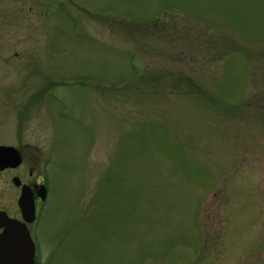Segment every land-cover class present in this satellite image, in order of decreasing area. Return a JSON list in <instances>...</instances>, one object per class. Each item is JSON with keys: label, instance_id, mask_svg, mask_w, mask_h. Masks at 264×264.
<instances>
[{"label": "rangeland", "instance_id": "374dc122", "mask_svg": "<svg viewBox=\"0 0 264 264\" xmlns=\"http://www.w3.org/2000/svg\"><path fill=\"white\" fill-rule=\"evenodd\" d=\"M17 137L36 264H264V0H0Z\"/></svg>", "mask_w": 264, "mask_h": 264}, {"label": "flooded vegetation", "instance_id": "af4514ba", "mask_svg": "<svg viewBox=\"0 0 264 264\" xmlns=\"http://www.w3.org/2000/svg\"><path fill=\"white\" fill-rule=\"evenodd\" d=\"M16 144L0 143L3 147H12L20 156L21 163L14 166H5L4 159L0 158V216L6 214L9 218L15 220V231L18 233L23 230V218L21 210L18 206V198L21 193L23 185L29 186L32 190L33 199L36 208V218L41 206L47 198V189L45 200H41L39 192L42 190L43 185L46 188L43 173L39 172L37 167V160H40L39 154L28 151L29 145L22 143L21 137H17ZM28 153V154H27ZM4 192V193H2ZM7 195V198H6ZM36 222V219L32 223H25V227L32 239V225ZM5 227L0 221V234L5 231ZM34 242V240L32 239ZM35 245V258L37 254V246ZM36 262V261H35Z\"/></svg>", "mask_w": 264, "mask_h": 264}, {"label": "water", "instance_id": "95a60500", "mask_svg": "<svg viewBox=\"0 0 264 264\" xmlns=\"http://www.w3.org/2000/svg\"><path fill=\"white\" fill-rule=\"evenodd\" d=\"M0 158L4 165L14 167L21 163L19 154L12 147L0 146ZM39 196L45 200L46 188L42 185ZM18 206L24 221L23 230H15V220L6 214L0 216L1 224L6 228L0 234V264H35V245L28 233L25 223H32L36 219V208L32 190L23 185L18 198Z\"/></svg>", "mask_w": 264, "mask_h": 264}, {"label": "trees", "instance_id": "16d2710c", "mask_svg": "<svg viewBox=\"0 0 264 264\" xmlns=\"http://www.w3.org/2000/svg\"><path fill=\"white\" fill-rule=\"evenodd\" d=\"M188 83H191V81H188Z\"/></svg>", "mask_w": 264, "mask_h": 264}]
</instances>
